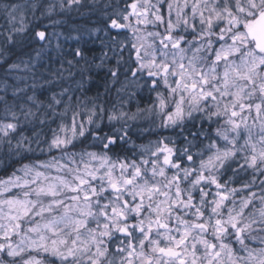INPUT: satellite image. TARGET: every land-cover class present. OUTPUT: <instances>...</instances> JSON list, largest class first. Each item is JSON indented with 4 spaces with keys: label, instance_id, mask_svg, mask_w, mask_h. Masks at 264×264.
<instances>
[{
    "label": "clouds",
    "instance_id": "9594fccd",
    "mask_svg": "<svg viewBox=\"0 0 264 264\" xmlns=\"http://www.w3.org/2000/svg\"><path fill=\"white\" fill-rule=\"evenodd\" d=\"M262 13L0 0V264H264Z\"/></svg>",
    "mask_w": 264,
    "mask_h": 264
},
{
    "label": "snow or ice",
    "instance_id": "6c2138e0",
    "mask_svg": "<svg viewBox=\"0 0 264 264\" xmlns=\"http://www.w3.org/2000/svg\"><path fill=\"white\" fill-rule=\"evenodd\" d=\"M133 9H135V4L130 5ZM115 23V22H114ZM258 27H253V26H248L249 27V34L255 39L256 41V46L259 48L261 51H264V13L261 14V21L257 22ZM39 36L43 38L44 33H39ZM168 38V37H166ZM220 39H223L221 36ZM236 37H233V40H235ZM232 51H236V49H232ZM229 55L228 51L223 52V56L227 57ZM216 59L219 60L221 59V53L218 51ZM167 68V66H165ZM233 115H235V112H233ZM164 151H167V149H163ZM165 161L167 162V157L165 158ZM219 221H217V224L219 225ZM163 226V225H162ZM193 227H205L204 225H194ZM233 227H235V224H233ZM121 231H125V229H121ZM185 241L180 240L177 242V246L175 248L169 247V248H160L158 249L161 253L170 256V257H180V252H179V245L183 244ZM211 247V246H210ZM178 264H186V261L182 258L178 259Z\"/></svg>",
    "mask_w": 264,
    "mask_h": 264
}]
</instances>
